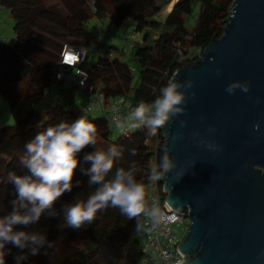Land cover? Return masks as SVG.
<instances>
[{"label":"trees","instance_id":"trees-1","mask_svg":"<svg viewBox=\"0 0 264 264\" xmlns=\"http://www.w3.org/2000/svg\"><path fill=\"white\" fill-rule=\"evenodd\" d=\"M171 1L0 0V9L11 10L13 19L12 39H0V96L13 119L12 124L0 127V215L10 210L9 201L15 197L9 173L27 174L21 164L25 142L49 126L70 123L79 116L95 124L96 149L107 151L109 145H115L121 150L106 179H112L118 168L132 167L134 179L144 185L147 198L154 156L158 164L163 155L162 132L156 133L158 142L154 152L150 142L155 135H149L148 129H132L127 135L119 129L115 135L104 113L85 112L83 107L89 88L101 92L104 100L124 97L123 111L127 114L138 102L153 101L175 70L190 65L198 58V50L212 37L221 35L232 2L177 0L170 11L158 17ZM93 17L107 19L115 27L127 25L133 33H139L140 41L134 44L128 57L113 42L105 45L113 49L112 56L98 53L96 61L89 63L87 55L78 65L86 73L84 87L57 80L56 72L74 71L59 64L63 45H89L94 38L89 29ZM128 59L133 63V71ZM72 88L86 93L81 107L73 105ZM53 89H60L59 103L50 100ZM47 98L49 102L42 108L36 107ZM90 151H94V146H87L78 154L84 167L90 166L83 163L84 154ZM76 180L81 181L78 187ZM87 180L78 166L73 190L65 192L55 204L56 217L42 216L32 226V230L46 234L54 246L47 250V255L30 257L25 264H142L143 252L132 235V219L121 215L118 208L99 211L93 223L81 230L65 226L60 207L63 203L86 201L96 187L89 186ZM17 251L13 248V255ZM13 255L6 257V264H14Z\"/></svg>","mask_w":264,"mask_h":264},{"label":"water","instance_id":"water-1","mask_svg":"<svg viewBox=\"0 0 264 264\" xmlns=\"http://www.w3.org/2000/svg\"><path fill=\"white\" fill-rule=\"evenodd\" d=\"M176 73L192 86L160 129L175 167L159 182L190 221L181 264H264V0H232L221 35Z\"/></svg>","mask_w":264,"mask_h":264},{"label":"clouds","instance_id":"clouds-1","mask_svg":"<svg viewBox=\"0 0 264 264\" xmlns=\"http://www.w3.org/2000/svg\"><path fill=\"white\" fill-rule=\"evenodd\" d=\"M177 75L159 88L153 101L138 102L123 122L116 118L121 132L144 127L149 135H156L157 130L173 117L184 113L182 105L186 103V97L181 89L190 88L192 81L181 82L175 78ZM237 88L245 93L249 90L247 83L232 82L226 91L232 94ZM258 127L254 125V128ZM96 133L95 124L79 116L70 123L49 126L25 142L26 151L21 156V164L27 169V174L8 175L15 197L9 201L10 210L0 215V264H6V257L13 255V248L18 250L13 255L14 264H25L30 257L47 255V250L53 248L47 235L32 230V226L38 224L42 216L56 217L55 204L65 192L73 190L78 166L82 175L88 177V185L96 187L86 201L61 205L67 228L78 231L91 225L96 214L108 207L118 208L121 215L135 219L137 231L141 230V216L150 218L153 226L165 220L158 203L146 201L145 187L134 179L132 167L128 170L118 168L112 179H106L113 169L114 160L121 156V150L115 145H109L107 151L96 149ZM87 146H94V151L84 154L83 163L90 165L84 167L78 154ZM208 147L214 150L212 145ZM174 167L165 151L159 163L153 165L149 180L159 181ZM80 183L76 180L75 186Z\"/></svg>","mask_w":264,"mask_h":264},{"label":"built area","instance_id":"built-area-1","mask_svg":"<svg viewBox=\"0 0 264 264\" xmlns=\"http://www.w3.org/2000/svg\"><path fill=\"white\" fill-rule=\"evenodd\" d=\"M107 34L108 36L105 38L100 36L94 37L87 46L73 47L63 45L59 55V64L71 67L74 71L70 73L56 72V79L64 81L68 85L84 87L86 73L78 69V65L88 55L89 50L94 51L98 47H100L99 53L101 56L113 55V49H107L105 45L112 43L118 34L109 32ZM120 37L126 42V45L122 49L125 52V57H128L134 44L140 41V35L139 33L131 32L130 34H123ZM0 39L4 40L1 35ZM197 53L200 56L202 50H198ZM68 57H74V59L69 61ZM130 70L133 71V67H130ZM49 97L53 103H59L61 101L60 89H53ZM124 103V97H116L111 101L104 100L101 92H94L92 88H89L88 99L83 110L85 112L101 111L106 116L108 124L114 127L117 126V117L120 118V122H123L127 118L128 114L123 111ZM131 130L128 129L125 132H121L120 130V132L123 135H127ZM156 137L155 135L153 141L150 142L154 152L156 151L158 142ZM154 164H157L156 156H154L152 167ZM163 188V185L160 186L158 181L152 182L146 201L150 204L155 200L165 216V220L153 226L150 218L141 216L139 218L141 230L137 231L136 220L132 219V235L139 241L143 252L142 264H181L183 260H186L185 255L179 250V243L183 240L189 229L190 221L187 217V210L176 212L170 208L164 201Z\"/></svg>","mask_w":264,"mask_h":264},{"label":"rangeland","instance_id":"rangeland-1","mask_svg":"<svg viewBox=\"0 0 264 264\" xmlns=\"http://www.w3.org/2000/svg\"><path fill=\"white\" fill-rule=\"evenodd\" d=\"M169 9H170V4L158 14V17H162L165 13L168 12ZM14 11L27 13L26 11H20V10H14ZM12 26H13V19L11 16V10L3 9V8L0 9V35L7 41H10L13 37ZM89 29L94 34V37L100 36L102 38H105L108 36L107 34L108 32L113 34L117 33L118 36L113 40V43L118 48L121 49L126 45V42L123 41L120 36H122L123 34H130L132 32L131 28L125 24L115 27L109 24L107 19H99L96 17H93L90 20ZM99 50L100 47L94 49V51L91 50L88 51L89 63H93L96 61ZM127 62L130 67H133L132 61L128 59ZM71 94L74 99L73 105L76 107H81V105L84 103L85 99L87 98L86 93H84L80 88H72ZM47 102H49L48 98L44 102L38 103L36 107L42 108ZM12 123H13V119L10 115L8 105L0 96V127ZM118 130L119 127L114 126L115 135H117Z\"/></svg>","mask_w":264,"mask_h":264},{"label":"snow or ice","instance_id":"snow-or-ice-1","mask_svg":"<svg viewBox=\"0 0 264 264\" xmlns=\"http://www.w3.org/2000/svg\"><path fill=\"white\" fill-rule=\"evenodd\" d=\"M67 59L70 61V60L74 59V57H68Z\"/></svg>","mask_w":264,"mask_h":264}]
</instances>
